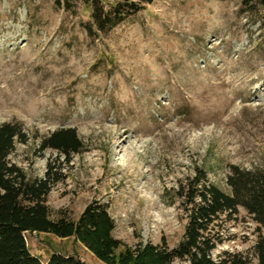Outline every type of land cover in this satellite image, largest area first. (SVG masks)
<instances>
[{"label": "rangeland", "instance_id": "obj_1", "mask_svg": "<svg viewBox=\"0 0 264 264\" xmlns=\"http://www.w3.org/2000/svg\"><path fill=\"white\" fill-rule=\"evenodd\" d=\"M6 123L27 136L9 160L28 178L61 163L47 198L52 219L77 220L97 201L125 244L164 238L176 247L188 222L180 187L197 170L230 193L231 165L264 169V10L243 0H155L101 32L81 2L68 10L55 0H0ZM63 128L83 143L70 163L40 150ZM220 234L215 260L229 252L257 264V224L244 209ZM26 241L43 263L57 253L103 264L73 238Z\"/></svg>", "mask_w": 264, "mask_h": 264}, {"label": "trees", "instance_id": "obj_2", "mask_svg": "<svg viewBox=\"0 0 264 264\" xmlns=\"http://www.w3.org/2000/svg\"><path fill=\"white\" fill-rule=\"evenodd\" d=\"M154 1L55 0L68 10L81 2L101 32L116 27ZM243 5L256 13L264 10V0H243ZM16 142H27L21 127L12 123L0 125V264H84L75 256L57 253L41 262L27 246L26 234L31 233L73 238L103 264H252L250 258L241 254L224 252L217 260L212 256L223 243V224L238 216L240 208L257 224L254 257L257 264H264V169L231 165L227 176L230 193L210 183L206 173L197 170L196 176L180 187L188 222L178 245L171 248L163 238L160 244L139 242L129 246L114 237V220L100 202L88 204L77 220L52 219L47 198L63 178L61 163L49 162L44 178L30 179L9 160ZM46 149L57 151L70 163L73 155L81 153L83 143L75 129L63 128L43 139L40 150Z\"/></svg>", "mask_w": 264, "mask_h": 264}]
</instances>
